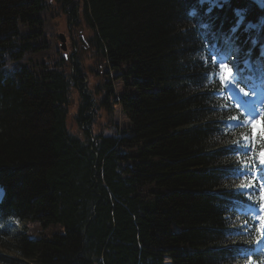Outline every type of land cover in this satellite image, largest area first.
I'll return each instance as SVG.
<instances>
[{"label": "trees", "instance_id": "1", "mask_svg": "<svg viewBox=\"0 0 264 264\" xmlns=\"http://www.w3.org/2000/svg\"><path fill=\"white\" fill-rule=\"evenodd\" d=\"M56 3L91 29L67 57L47 36ZM201 21L222 39L200 33ZM227 36L249 61L264 53V5L0 0V222H22L4 224L0 247L34 264H239L240 229L216 195L232 186L223 182L233 159L226 120L239 112L211 52H228ZM89 51L100 69L84 64ZM101 70L95 91L88 75ZM75 89L80 132L68 120ZM116 105L129 126L95 131L100 108ZM1 263L26 264L0 251Z\"/></svg>", "mask_w": 264, "mask_h": 264}, {"label": "rangeland", "instance_id": "2", "mask_svg": "<svg viewBox=\"0 0 264 264\" xmlns=\"http://www.w3.org/2000/svg\"><path fill=\"white\" fill-rule=\"evenodd\" d=\"M225 0H213L211 1L212 4H220L219 2H222ZM257 3H259L260 5H264V0H256ZM50 14V16L53 17L52 21H50L49 24V31L47 32V36L48 39L50 41H52V46L53 48H55V46L57 45V49L58 51H60V49L62 50L63 53V48L62 45L64 44V46L66 47V53L69 54V52H71V50H73V46H72V38L76 37V39H79V37L77 35L80 34H86L88 35L91 32V29L88 28V25L85 23H78L76 25H74L73 23H71V19L69 17V14L66 13L61 5L59 3H56L53 5V7L51 8V12L48 13ZM47 14V15H48ZM55 14V15H54ZM70 27H72L73 31H77L78 33L74 34V36L72 35V31L69 32ZM256 25L255 24H250L249 27L247 28H255ZM246 28V30H247ZM72 37H71V36ZM63 36V39L62 37ZM231 40V37H227L226 41ZM88 50H90V46H88L87 48ZM53 51V50H52ZM58 53V52H57ZM53 58L58 60V55H53ZM33 60H36L35 58H32ZM68 60V59H67ZM69 61V60H68ZM27 59H23L22 61H19L17 63H12L9 62L7 66H5L2 70L1 73H3L4 75H11L15 70L22 68L25 64H27ZM236 59H234L232 61L231 64V70H229L227 72V76H229L230 78H232V76H234V70L236 68ZM84 64L86 66H98V69H100V63L98 61V57L97 54H94L93 52L89 51L85 57H84ZM69 65L67 64L66 67H68ZM232 72V73H231ZM106 73H103V70H101V76H94L92 73H89L88 75V79H87V83L89 84L90 87H92L95 91L96 87L98 85H101L103 82V79L105 78ZM115 76V92L116 93H120L121 89L120 87H122L123 83L121 80L117 79V72L114 75ZM114 81V78H112ZM86 81V80H85ZM75 83V82H74ZM250 106H255L256 109L258 110V115H256L254 117V119L257 122H260L259 124H261V122H263L264 124V81L255 86L253 85L252 88V96L250 97ZM79 97H78V90L75 89L74 93L71 97V104L69 106V114H68V120H69V125L72 127L73 131L75 132H80L82 124L80 125L78 123V120L75 118L78 110H79ZM115 109V112H112V110H109L106 107H101L99 110V113H96V119H95V124H94V129L95 131H102L104 130L105 133L109 134L110 130H112V122L114 121L116 123L117 126H119V129L122 128H127L129 126V121H128V117L127 114L123 113L122 108L118 105H116L113 110ZM11 225L17 229L20 228V226L22 225V222L15 220L11 222ZM55 228H51V230L53 231ZM41 231V230H40ZM0 251L3 252V254L12 256V257H17V258H22L25 260L26 264H34L35 259H29V258H24L23 256H21L18 252L16 251H12L9 249H5L0 247ZM264 253V252H261ZM262 259H264V256L262 257ZM2 264V263H1ZM250 264V263H248Z\"/></svg>", "mask_w": 264, "mask_h": 264}, {"label": "snow or ice", "instance_id": "3", "mask_svg": "<svg viewBox=\"0 0 264 264\" xmlns=\"http://www.w3.org/2000/svg\"><path fill=\"white\" fill-rule=\"evenodd\" d=\"M223 68V66H221ZM260 122H254L252 123V129H253V134L251 136V141H252V148H255L257 146V143L259 142L262 147L260 148V153H259V162L261 166H264V124H261L260 127H257V124ZM245 140H248L249 137L245 136ZM248 188H251V185L247 186ZM261 193V204H260V209L262 212H264V187L260 189ZM258 231L264 235V215H261L259 218V226H258Z\"/></svg>", "mask_w": 264, "mask_h": 264}, {"label": "water", "instance_id": "4", "mask_svg": "<svg viewBox=\"0 0 264 264\" xmlns=\"http://www.w3.org/2000/svg\"><path fill=\"white\" fill-rule=\"evenodd\" d=\"M62 37V39H63V36H61ZM62 48L64 49V50H66V47L64 46V44L62 45ZM64 55L67 57V53H66V51H64Z\"/></svg>", "mask_w": 264, "mask_h": 264}]
</instances>
